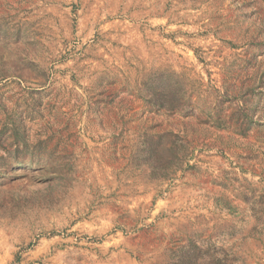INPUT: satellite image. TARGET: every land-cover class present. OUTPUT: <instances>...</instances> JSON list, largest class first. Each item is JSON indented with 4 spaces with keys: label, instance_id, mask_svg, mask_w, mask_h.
<instances>
[{
    "label": "rangeland",
    "instance_id": "374dc122",
    "mask_svg": "<svg viewBox=\"0 0 264 264\" xmlns=\"http://www.w3.org/2000/svg\"><path fill=\"white\" fill-rule=\"evenodd\" d=\"M0 264H264V0H0Z\"/></svg>",
    "mask_w": 264,
    "mask_h": 264
}]
</instances>
